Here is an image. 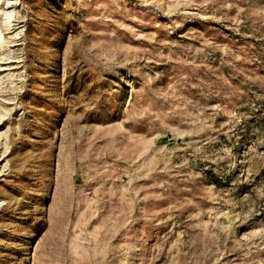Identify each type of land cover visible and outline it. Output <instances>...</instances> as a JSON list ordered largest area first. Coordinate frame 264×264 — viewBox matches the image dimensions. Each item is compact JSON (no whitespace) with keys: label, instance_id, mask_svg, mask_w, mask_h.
Returning <instances> with one entry per match:
<instances>
[{"label":"rangeland","instance_id":"rangeland-1","mask_svg":"<svg viewBox=\"0 0 264 264\" xmlns=\"http://www.w3.org/2000/svg\"><path fill=\"white\" fill-rule=\"evenodd\" d=\"M5 4L0 264H264V0Z\"/></svg>","mask_w":264,"mask_h":264},{"label":"bare ground","instance_id":"bare-ground-1","mask_svg":"<svg viewBox=\"0 0 264 264\" xmlns=\"http://www.w3.org/2000/svg\"><path fill=\"white\" fill-rule=\"evenodd\" d=\"M5 1L6 0H0V2H1L0 3V22L6 18L7 9H10L6 6ZM9 15H10V13H9ZM8 19H9V16H8ZM3 36H4L3 34H0V40H2Z\"/></svg>","mask_w":264,"mask_h":264},{"label":"trees","instance_id":"trees-1","mask_svg":"<svg viewBox=\"0 0 264 264\" xmlns=\"http://www.w3.org/2000/svg\"><path fill=\"white\" fill-rule=\"evenodd\" d=\"M218 182H219V181H216V184H219Z\"/></svg>","mask_w":264,"mask_h":264}]
</instances>
